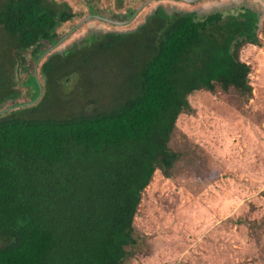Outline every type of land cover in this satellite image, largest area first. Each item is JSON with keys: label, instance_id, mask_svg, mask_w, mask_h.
<instances>
[{"label": "trees", "instance_id": "1", "mask_svg": "<svg viewBox=\"0 0 264 264\" xmlns=\"http://www.w3.org/2000/svg\"><path fill=\"white\" fill-rule=\"evenodd\" d=\"M74 16L45 0H0V26L21 50H42ZM261 16L248 5L229 17L153 14L132 89L112 109L0 115V264H124L144 191L186 156L172 141L189 97L217 86L252 94L240 52L262 46Z\"/></svg>", "mask_w": 264, "mask_h": 264}, {"label": "rangeland", "instance_id": "2", "mask_svg": "<svg viewBox=\"0 0 264 264\" xmlns=\"http://www.w3.org/2000/svg\"><path fill=\"white\" fill-rule=\"evenodd\" d=\"M45 1L75 16L42 50L19 49L0 26V115L112 109L132 89L146 39L141 28L153 14L229 17L244 5L262 12V46L240 52L252 94L217 86L189 97L191 111L178 118L172 141L186 156L170 178L157 170L144 191L138 243L124 264H264V0Z\"/></svg>", "mask_w": 264, "mask_h": 264}, {"label": "flooded vegetation", "instance_id": "3", "mask_svg": "<svg viewBox=\"0 0 264 264\" xmlns=\"http://www.w3.org/2000/svg\"><path fill=\"white\" fill-rule=\"evenodd\" d=\"M51 4V3H50ZM52 5H54V4H52ZM263 5H264V3H263ZM55 7H56V5H54ZM74 13V12H73ZM68 22V21H67ZM115 22L116 21H111V23H113V24H115ZM63 23H66V22H63ZM118 23V22H117ZM59 25H62V23L61 24H59Z\"/></svg>", "mask_w": 264, "mask_h": 264}, {"label": "water", "instance_id": "4", "mask_svg": "<svg viewBox=\"0 0 264 264\" xmlns=\"http://www.w3.org/2000/svg\"><path fill=\"white\" fill-rule=\"evenodd\" d=\"M184 1H188V2H196L197 0H184ZM115 24H120V23L115 22Z\"/></svg>", "mask_w": 264, "mask_h": 264}, {"label": "crops", "instance_id": "5", "mask_svg": "<svg viewBox=\"0 0 264 264\" xmlns=\"http://www.w3.org/2000/svg\"><path fill=\"white\" fill-rule=\"evenodd\" d=\"M249 6V5H248ZM209 7H211V6H209ZM242 7H246V5H244V6H241L240 8H239V11H240V9L242 8ZM218 12V11H217ZM239 13V12H238ZM237 13V14H238ZM237 14H234V15H231V16H235V15H237Z\"/></svg>", "mask_w": 264, "mask_h": 264}]
</instances>
